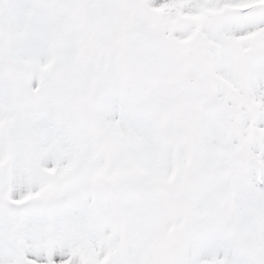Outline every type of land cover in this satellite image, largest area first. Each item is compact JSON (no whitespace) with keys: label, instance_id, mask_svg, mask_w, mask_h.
Here are the masks:
<instances>
[{"label":"snow or ice","instance_id":"snow-or-ice-1","mask_svg":"<svg viewBox=\"0 0 264 264\" xmlns=\"http://www.w3.org/2000/svg\"><path fill=\"white\" fill-rule=\"evenodd\" d=\"M0 264H264V0H0Z\"/></svg>","mask_w":264,"mask_h":264}]
</instances>
